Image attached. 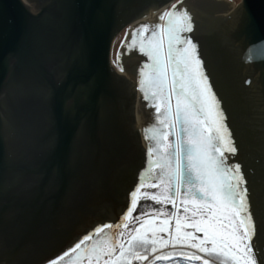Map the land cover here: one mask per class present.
Listing matches in <instances>:
<instances>
[{"label":"water","instance_id":"95a60500","mask_svg":"<svg viewBox=\"0 0 264 264\" xmlns=\"http://www.w3.org/2000/svg\"><path fill=\"white\" fill-rule=\"evenodd\" d=\"M170 1L0 0V264H48L130 206L155 109L139 90L147 57L120 45ZM176 5L234 136L264 264V60L246 58L264 0Z\"/></svg>","mask_w":264,"mask_h":264},{"label":"snow or ice","instance_id":"6c2138e0","mask_svg":"<svg viewBox=\"0 0 264 264\" xmlns=\"http://www.w3.org/2000/svg\"><path fill=\"white\" fill-rule=\"evenodd\" d=\"M158 20L163 23L151 29L148 25L133 29L130 40L126 34L120 45H127L129 51L138 45L149 61L139 72V90L155 109V124L144 129L150 141L147 169L140 173V183L130 193V206L119 223L96 227L48 264H133L149 256L156 262L181 258L210 264L205 257L214 256L219 264H258L247 179L242 166L230 163L226 155L235 157L238 148L198 44L186 35L194 31L193 17L173 4ZM246 58L264 60V42L249 48ZM142 200L170 203L175 211L153 207L156 216L150 217L142 210L147 205L138 207ZM137 212L141 214L134 216ZM130 220L139 226L120 233L130 236L127 246L105 233L129 229ZM169 247L173 251H162Z\"/></svg>","mask_w":264,"mask_h":264},{"label":"rangeland","instance_id":"374dc122","mask_svg":"<svg viewBox=\"0 0 264 264\" xmlns=\"http://www.w3.org/2000/svg\"><path fill=\"white\" fill-rule=\"evenodd\" d=\"M180 1H182V0H176V1L172 2L169 8H171V6H172L173 4H177V3L180 2ZM228 1L234 3L235 6H238V5L241 3V0H228ZM160 23H163V22L160 21ZM139 183H140V180H139ZM146 190L149 191V192H152V193H155V192L159 191V189H146ZM142 191H144V190H142ZM177 204H178V206L181 208V214H182L183 205L180 204L179 200L177 201ZM142 205H147V207L143 208L142 210L145 211V212H149V213H150V217H155V216H156V213L152 211V208H153V207L156 208V209H159V208L163 207V208H165V209H166L167 211H169V212L175 211V209H173V207H172V205H171L170 203H168V204H164V205H156L154 201H143V200H142V201H140V205H138V207H140V206H142ZM140 214H141L140 212H137V213H134L133 215L135 216V215H140ZM141 218H149V217H144V216H142ZM159 218L162 219L163 217L161 216V217H159ZM120 220H121V219H120ZM119 222H120V221H119ZM119 222H117V223H119ZM117 223H115V224H117ZM126 223L129 224V229H127V230H125V229H123V228H121V229H115V228H114V229H106V230H105V233H107V234L113 236L114 239H120L122 242L125 243V246H127V240L130 239V236H128L127 234L124 235V236H120V233H121V232H125V233H127V232H129L132 228H134V227H138L139 225H138V223H137L135 220H130V221L126 222ZM115 224H113V225H115ZM171 227H172L173 229H174V227H175V219H174V218H172ZM161 235H164V234H161ZM164 238H167L166 235H165ZM166 250H168V252H169V251L171 250V247H169L168 249H165V251H166ZM179 250H180V249H177L176 251H179ZM183 250H184V251H187V252H190V253H192V254H195L194 251H196V250H194V249H183ZM212 258H216V257L213 256ZM179 259H181V258H179ZM216 259H217V258H216ZM181 260H184V259H181ZM137 262H138V261H137ZM147 262H148V261H147ZM179 262H180V261H179ZM140 263H141V262H140ZM210 263H212V262H210ZM85 264H87L86 261H85Z\"/></svg>","mask_w":264,"mask_h":264},{"label":"trees","instance_id":"16d2710c","mask_svg":"<svg viewBox=\"0 0 264 264\" xmlns=\"http://www.w3.org/2000/svg\"><path fill=\"white\" fill-rule=\"evenodd\" d=\"M162 251L168 252V250L165 251V249H163ZM170 251H173V249H171ZM149 258L150 259L146 264H203L202 260L201 261H186V260H181L179 258H176V259H173L172 261H168V262H164V261L156 262L154 260V256H149ZM206 258L209 259L210 262H212L210 264H219V261L216 258H212V257H206Z\"/></svg>","mask_w":264,"mask_h":264},{"label":"bare ground","instance_id":"6f19581e","mask_svg":"<svg viewBox=\"0 0 264 264\" xmlns=\"http://www.w3.org/2000/svg\"><path fill=\"white\" fill-rule=\"evenodd\" d=\"M174 1H176V0H173V2H174ZM223 1H228V0H223ZM170 2L172 3V1H170ZM170 2H168L167 4H165V5H163V6L159 7V8H152V9H149L147 12H149V13L152 14V15H154V14L158 13L159 11L163 10L164 8H165L164 11H166V10L169 9V7H170V5H171ZM169 3H170V4H169ZM236 7H237V6L234 5V7H233L232 10L230 11V13H232ZM164 11H163V12H164ZM159 23H160V21H159Z\"/></svg>","mask_w":264,"mask_h":264}]
</instances>
